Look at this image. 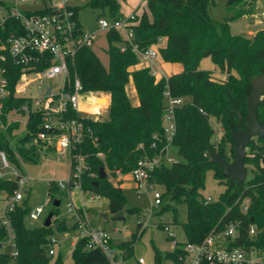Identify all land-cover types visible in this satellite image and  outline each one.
Masks as SVG:
<instances>
[{
  "label": "trees",
  "instance_id": "1",
  "mask_svg": "<svg viewBox=\"0 0 264 264\" xmlns=\"http://www.w3.org/2000/svg\"><path fill=\"white\" fill-rule=\"evenodd\" d=\"M256 2L227 0L226 9L232 17L217 22L209 16L213 0H146L147 11L140 17L134 16L132 42L140 50L155 45L163 62L181 65V72L168 77L157 80L149 68L131 70L139 64V59L130 47L121 51L122 38L114 30L105 33L108 43L107 68L101 64L92 48H80L68 59L67 89L72 91L73 82L77 79L82 92L109 97L106 120L81 119L70 111L64 118L82 121L91 131V137L77 144L71 155L77 154L83 158L81 190L106 198L111 215L123 212L126 197L120 186L122 181L113 185L109 178H115L116 172L121 176L128 175L145 155H154L155 152L150 150L153 136L158 138L157 143L163 137L161 119L164 92L184 99V104L175 110L176 129L172 141L173 148L183 161L153 170L149 173L148 181L163 188L160 214L174 210L173 204H185L186 220L179 224L185 241L172 251H155L153 264H162L163 260L176 257L182 252V245L201 243L210 234L225 231L229 225H236L237 237L229 243L228 248H239L246 253L254 251L264 257V138L252 139L246 149L244 165L251 176L241 185L229 189V180L223 176L220 168L209 161V153L219 154L227 162L233 160L235 145L230 140L231 127L237 131L246 128V100L252 92V81L264 77V29L247 37L232 36L228 27V20L242 17L254 8ZM3 5L5 3L0 1V7ZM86 6L102 11L108 9V19L111 20L123 17L116 0H88ZM79 9L78 6L72 8L77 25L83 30L78 20ZM19 32L20 24L15 18L7 16L3 23L0 22L3 38ZM161 42H164V46H160ZM205 58H210L227 76L225 81L215 82L210 72L199 69L200 61ZM7 66L10 95L2 101L0 109V151L15 166L16 156L22 163L37 164L39 148H43V145L34 141L41 132L44 117L40 112L29 113L24 126L21 120L13 117L15 114L24 117L21 107L29 104V101L13 95L22 68L14 66L10 59ZM130 81L137 94V106L131 104L126 93ZM90 100L91 105L98 109L107 103L105 97ZM257 117L264 123V95L257 108ZM211 118L222 131L218 141L214 140V130L209 123ZM22 131L23 134L19 136ZM227 143L233 150L227 151ZM25 144L29 147H24ZM139 145H143L144 151ZM100 169L106 173L104 179L99 177ZM209 170L226 188L216 201L207 202L201 190ZM15 189L16 184L12 180L0 179V194L11 195ZM47 190L51 202H54L53 195L57 191L62 192L54 182L48 184ZM244 199L249 200L246 212L241 206ZM136 211L127 210L131 215ZM29 213L20 204L10 214L18 251L13 264H51L56 254L48 255L49 238L55 232H75L76 225H68L65 219L55 221L59 206L52 205L50 227L28 228L25 218ZM142 225L140 221L138 233ZM250 227L254 229L253 234H250ZM162 228L166 229V225ZM4 238L5 231L0 225V240ZM134 244L135 238L116 247L123 250L128 258L133 255ZM70 255L73 264H107L99 250L85 249L84 240L75 243ZM62 257V253L58 252L55 264H60ZM10 261L7 255L0 253V264H9ZM258 264H264V261Z\"/></svg>",
  "mask_w": 264,
  "mask_h": 264
},
{
  "label": "built area",
  "instance_id": "2",
  "mask_svg": "<svg viewBox=\"0 0 264 264\" xmlns=\"http://www.w3.org/2000/svg\"><path fill=\"white\" fill-rule=\"evenodd\" d=\"M36 0H16L14 6L3 5L0 7V22L3 23L7 16L18 20L20 32L10 33L5 38L0 33V109L2 101L10 95L8 90L7 62L11 60L14 66L22 68L19 81L14 86V97L28 99L29 104H24L21 110L26 118L29 113L40 112L44 121L41 125V132L35 137V143L41 142L43 148L54 149L56 152H69L70 154V177L66 182L56 183L58 188L69 194L71 190L78 191L82 195H92L91 198H100L98 195L83 192L80 188V175L83 171V158L77 154L71 155L75 146L81 143L86 137H91V131L82 121L64 118L69 111L75 112L81 119H94L100 114V107L97 112H87L80 109L82 97L88 99L92 93L82 92V86L76 79L72 85V91L66 88L69 78L68 59L72 58L80 48H92L97 39V31L106 33L114 30L119 32L122 38L120 49L124 52L128 47L135 53L140 61L152 63L158 57L157 46H151L140 50L132 42L133 34L131 27L135 25L134 16L121 17L115 20L98 18V30L86 32L77 25L73 7L75 0H41L43 7L37 10H20L18 3H34ZM3 30V29H2ZM161 40H159L160 42ZM42 66V68H40ZM56 85H48L55 82ZM32 85H35L39 92L37 97L23 95ZM49 89V93L47 91ZM164 111L162 115L163 137L157 143L158 138L153 136L150 150L154 155H145L137 162L136 167L128 174L134 184V189L140 191L146 187H152L149 183V173L161 167L171 166L174 161L168 156L175 135V110L184 104L183 98L172 97L168 91L164 94ZM96 99L97 97H92ZM139 148L144 151L143 145ZM101 157V155H99ZM13 168L4 152L0 151V179H10L16 184V189L11 195L0 199V225L5 231V238L0 240V253L10 258V263L18 255L15 243V235L11 224L10 214L24 200L22 189L29 182V178L19 174ZM120 175L119 172H116ZM162 194H154L149 212L162 204ZM207 202H210L207 199ZM248 199H244L241 206L244 212L247 211ZM67 213L71 216V224L76 225V238L84 240L87 251L99 250L105 257L107 264H153L139 257L130 261L123 250L114 246L110 235L93 226L91 221L84 220L85 209L82 210L67 199ZM43 210L36 209L28 214L32 221L38 220ZM143 221V220H141ZM168 230V228H166ZM254 233L250 227V234ZM172 240V250L178 244L174 234L168 235ZM237 237L236 225H229L221 233L210 234L201 243L184 244L182 252L176 257L162 261V264H258L264 261V257L256 252L246 253L239 248H228L231 241ZM58 244L55 236L49 238L47 252L54 256V247ZM75 245V244H74ZM73 245V246H74ZM116 247V248H115ZM171 250V251H172Z\"/></svg>",
  "mask_w": 264,
  "mask_h": 264
},
{
  "label": "rangeland",
  "instance_id": "3",
  "mask_svg": "<svg viewBox=\"0 0 264 264\" xmlns=\"http://www.w3.org/2000/svg\"><path fill=\"white\" fill-rule=\"evenodd\" d=\"M8 6H14L16 0H0ZM59 1V0H56ZM119 5V13L124 17H129L131 15L135 17H140L143 12H146V4L144 0H116ZM139 1V9L133 13L131 3ZM88 0H75L76 6L80 7L78 13V20L81 23L83 30L86 32L97 31V20L99 17L109 18L108 9L104 11L100 9H92L86 6ZM227 0H213V4L209 9V16L212 20L217 22H224L225 19H230L232 14L226 9ZM43 7L41 0H36L34 3H18V8L20 10H37ZM129 12H131L129 14ZM255 18L264 19V0H259L256 3V8L251 11L246 12L242 17L228 20L229 32L232 36L245 35L247 37H252L253 33L264 28V21L261 24H257ZM160 46H164V42L160 43ZM93 52L96 54L101 64L107 68L108 66V43L104 32L97 31V39L92 47ZM158 59V58H157ZM141 63L142 61H138ZM157 64V63H156ZM152 68L157 71V66ZM161 68V65H160ZM161 76H167V70L162 66ZM213 79V78H212ZM227 76H225V80ZM216 82H223L214 77ZM56 85L55 82H49L48 85ZM131 83L126 87L128 94H131ZM37 97L39 92L36 90L35 85L24 93L23 95H29ZM92 97H105L107 103L105 105H100V114L94 117L95 120L103 121L108 118V107H109V97L101 94L91 95ZM90 99V98H89ZM88 99V100H89ZM86 97H82L80 100V108L87 112H97V108H88L91 101H88ZM130 100L133 102V97L130 96ZM187 101V99H185ZM90 102V103H89ZM85 105V106H84ZM14 118L21 121L25 120V116L21 117L19 114L13 115ZM209 123L214 130V140L218 141L222 137V132L220 126L214 119H210ZM0 129L2 126L0 125ZM22 131L20 135L23 134ZM24 147H29L25 144ZM39 148V146H38ZM37 148V149H38ZM226 149L233 150V147L227 143ZM39 161L37 164H25L22 160L16 156L17 164L16 166L8 161L13 168H16L19 174L26 175L30 180L26 186L22 189L24 195V200L21 205L28 209V213L35 211L36 209H42V216L36 220L32 221L26 216L25 226L28 228L40 227L43 225L45 218L52 210V203L48 196V184L50 182L59 183L66 182L70 177V154L69 152H56L54 149L49 150L45 148H39ZM168 156L174 159V161L182 162V158L179 157L177 150L171 148ZM20 166V168H17ZM251 172L248 171L247 178H250ZM113 185H117L121 180V187L123 193L126 197V204L123 210V219H113L112 215L109 214V201L106 198H91L92 195H82L78 191L71 190L69 194L57 191L53 196L54 201L59 202V215L55 218V221L60 222L65 219L67 224H71V216L67 213V199L71 200L75 206L82 210L85 209L84 220H89L94 227L100 228L106 231L113 240L114 246L119 245L122 242H127L135 238V244L133 248V255L128 257L130 261L135 258H143L147 262L151 263L154 260L155 251L166 252L172 250V240L167 239V236L174 234L177 243H183L185 241L184 234L181 230L179 224L185 222L186 220V207L183 203L173 204L174 210H167L160 214L161 207L153 208L151 212L152 198L156 193H163V188L158 185H153L152 187H146L141 189L139 192L134 189V184L129 178V175L121 176L116 175L115 178H109ZM57 185V184H56ZM225 184H219L214 178V172L212 170L207 171L205 177V184L203 190H201L202 196L209 199L210 201H216L221 193L225 191ZM85 193V192H84ZM6 196L5 193L0 194V199ZM128 209H137L135 214H129ZM108 214L109 220L104 221L100 215ZM142 221L143 225L139 233L137 232V225ZM52 225V223H51ZM166 225L165 228H162ZM54 227V223H53ZM142 233L140 234V232ZM55 238L58 239V244L54 247L56 255L53 257L51 264H55L57 260V253L61 252L63 257L60 264H73L70 251L72 250L71 243L74 242V232L69 233H54ZM116 248V247H115Z\"/></svg>",
  "mask_w": 264,
  "mask_h": 264
},
{
  "label": "water",
  "instance_id": "4",
  "mask_svg": "<svg viewBox=\"0 0 264 264\" xmlns=\"http://www.w3.org/2000/svg\"><path fill=\"white\" fill-rule=\"evenodd\" d=\"M49 93V89L47 94ZM264 95V77L260 76L257 80L252 81V92L246 100L247 116H246V128L240 131L231 127L230 140L235 145L234 158L231 162H227L219 154L209 153V161L211 164L221 169L222 174L229 180V189L234 185H241L246 181L248 169L244 165L246 157V149L250 145V142L254 138H264V123L258 120L257 108L261 103ZM100 179L106 177V173L103 169L99 171ZM53 207H58L59 202L54 201ZM123 212L113 214V219H121ZM100 217L104 221L109 220L108 214H101ZM52 213H49L45 218L43 226L48 228L51 225Z\"/></svg>",
  "mask_w": 264,
  "mask_h": 264
},
{
  "label": "crops",
  "instance_id": "5",
  "mask_svg": "<svg viewBox=\"0 0 264 264\" xmlns=\"http://www.w3.org/2000/svg\"><path fill=\"white\" fill-rule=\"evenodd\" d=\"M145 1V4H146V0H144ZM259 0H257V2H258ZM256 2V3H257ZM256 3H255V8H256ZM131 6H132V9H133V13L134 12H136L138 9H139V1H136V2H133V3H131ZM131 12H129V14H130ZM255 20H256V23L257 24H261L262 23V21H264V19L263 20H261V19H258V18H255ZM262 29H264V28H262ZM262 29H260V30H262ZM93 32V31H92ZM256 33V32H255ZM255 33H253L252 35H254ZM158 59H156L154 62H152V63H147V62H141V63H139L138 65H136L135 67H133V68H131V70H138V69H142V68H149L150 70H151V72H152V74L155 76V78L158 80V79H160V78H162V77H165V76H161L160 75V73L162 74V66L168 71L167 72V76L166 77H168V76H170V75H172V74H176V73H179V72H181V70H182V67H181V65L180 64H169V63H165V62H163V60L160 58V56H158L157 57ZM157 63V64H156ZM152 65L153 66H157V71H155L153 68H152ZM160 65H161V68H160ZM199 69H201V70H205V71H208V72H210L211 73V77L213 78V80H214V77L215 78H218V80H220V81H225V74H223V73H221L220 72V70L218 69V67L217 66H215L212 62H211V60H210V58H205V59H202L201 61H200V63H199ZM234 74V73H233ZM215 81V80H214ZM216 82V81H215ZM130 83L132 84V82L130 81ZM129 85V84H128ZM127 85V86H128ZM131 94L129 93L128 94V92H127V90H126V93H127V96H128V98H129V100H130V96L131 97H133V102L130 100V102H131V104L133 105V106H137L138 105V98H137V94H136V91H135V88H134V86H133V84L131 85ZM83 111V110H82ZM90 112V111H89ZM222 132V131H221ZM130 178V177H129ZM122 188V187H121ZM71 233V232H70ZM75 233V236H74V242L73 243H71V245H72V247H73V245L75 244V238H76V231L74 232Z\"/></svg>",
  "mask_w": 264,
  "mask_h": 264
},
{
  "label": "bare ground",
  "instance_id": "6",
  "mask_svg": "<svg viewBox=\"0 0 264 264\" xmlns=\"http://www.w3.org/2000/svg\"><path fill=\"white\" fill-rule=\"evenodd\" d=\"M89 98L91 99V97H89ZM89 98H88V99H89ZM88 99H87V100H88ZM90 99H89L88 101H91ZM89 103H90V102H89ZM84 106H85V105H84ZM87 107L90 109V108H92V107H94V106L90 104L89 106L87 105ZM94 108H95V107H94ZM80 109L82 110V107H81ZM95 109H96V108H95ZM97 110H99V109L97 108Z\"/></svg>",
  "mask_w": 264,
  "mask_h": 264
}]
</instances>
